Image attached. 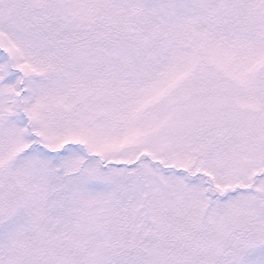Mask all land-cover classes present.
Listing matches in <instances>:
<instances>
[{
  "label": "snow or ice",
  "instance_id": "snow-or-ice-1",
  "mask_svg": "<svg viewBox=\"0 0 264 264\" xmlns=\"http://www.w3.org/2000/svg\"><path fill=\"white\" fill-rule=\"evenodd\" d=\"M0 264H264V0H0Z\"/></svg>",
  "mask_w": 264,
  "mask_h": 264
}]
</instances>
